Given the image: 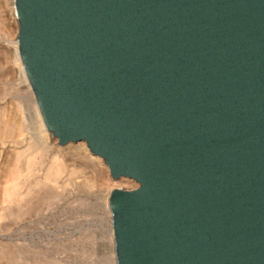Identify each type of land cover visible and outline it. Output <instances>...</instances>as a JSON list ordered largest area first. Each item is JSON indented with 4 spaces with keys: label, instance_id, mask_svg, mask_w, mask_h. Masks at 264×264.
Masks as SVG:
<instances>
[{
    "label": "water",
    "instance_id": "water-1",
    "mask_svg": "<svg viewBox=\"0 0 264 264\" xmlns=\"http://www.w3.org/2000/svg\"><path fill=\"white\" fill-rule=\"evenodd\" d=\"M45 129L112 178L115 264H264V0H12Z\"/></svg>",
    "mask_w": 264,
    "mask_h": 264
},
{
    "label": "rangeland",
    "instance_id": "rangeland-1",
    "mask_svg": "<svg viewBox=\"0 0 264 264\" xmlns=\"http://www.w3.org/2000/svg\"><path fill=\"white\" fill-rule=\"evenodd\" d=\"M16 33L12 0H0V264H115L109 192L138 183L112 178L85 142L60 145L44 128L19 68ZM48 145L63 152L68 167L80 164L81 177L66 171L47 175L55 155L46 150ZM94 170L101 171L102 181H92Z\"/></svg>",
    "mask_w": 264,
    "mask_h": 264
},
{
    "label": "bare ground",
    "instance_id": "bare-ground-1",
    "mask_svg": "<svg viewBox=\"0 0 264 264\" xmlns=\"http://www.w3.org/2000/svg\"><path fill=\"white\" fill-rule=\"evenodd\" d=\"M3 8V7H2ZM2 12H3V10H2ZM5 13V12H4ZM4 18H5V16H4ZM4 20H6V19H4ZM3 21V20H2ZM5 26V25H4ZM7 26V25H6ZM2 27V26H1ZM12 42V41H11ZM2 47H3V45H2ZM5 47V46H4ZM8 48V47H7ZM11 48V47H10ZM14 49V48H13ZM5 50V49H4ZM3 50V51H4ZM8 51V50H7ZM5 54H7V53H5ZM9 55V54H8ZM1 59V58H0ZM15 64V63H14ZM19 66V65H18ZM10 68V67H9ZM12 68V67H11ZM14 68H16V67H14ZM19 68H21V67H19ZM17 70H15V72H16ZM21 71H22V73H23V70H22V68H21ZM16 74V73H15ZM24 74V73H23ZM5 75V74H4ZM11 75V74H10ZM22 76V75H21ZM25 80V79H24ZM25 82V81H24ZM16 101V100H15ZM18 102V101H17ZM13 105V104H12ZM9 106V105H8ZM16 106V105H15ZM17 107V106H16ZM1 108V107H0ZM13 108H14V106H13ZM6 111V110H5ZM1 112V111H0ZM12 112H14V111H12ZM35 113H37V112H35ZM14 114V113H13ZM4 117V116H3ZM12 117V116H11ZM10 117V118H11ZM8 118H9V116H8ZM14 118V117H13ZM18 119V118H17ZM4 120V119H3ZM32 120V119H31ZM16 122V121H15ZM34 122V121H33ZM12 123V122H11ZM31 123H32V121H31ZM19 124V123H18ZM8 125V124H7ZM9 126H11V125H9ZM12 128V127H11ZM45 128V127H44ZM19 129V128H18ZM41 129V128H40ZM5 130H7V129H5ZM38 130V129H37ZM43 130V129H42ZM42 132V131H41ZM27 133V132H26ZM38 133V132H37ZM43 134V133H42ZM37 135V134H36ZM13 136H14V134H13ZM38 138V137H37ZM17 141V140H16ZM38 141V140H37ZM52 142V141H51ZM55 143V142H54ZM12 144V143H11ZM14 144V143H13ZM32 144V143H31ZM39 144V143H38ZM18 146V145H17ZM6 147V146H5ZM7 147H9V146H7ZM11 147V146H10ZM33 147V146H32ZM19 148V147H18ZM18 148H16V149H18ZM21 149H22V146L20 147ZM59 148V147H58ZM63 148V147H62ZM66 148V147H65ZM73 148V147H72ZM21 149H19V150H21ZM24 149V148H23ZM32 149V148H31ZM49 150L50 152V154H55L54 155V157H53V161H52V163H51V165H50V167L48 168V170H47V175H49V176H54V175H57V174H59V173H61V172H63V171H66L69 175H76V177H81V174H80V172H81V165L80 164H77V165H75L74 167H68V163H67V157L63 154V152H60L58 149L57 150H53V149H55V148H53L51 145L49 146L48 145V147L46 148V150ZM9 150V149H8ZM41 150H42V148H41ZM70 150H72V149H70ZM27 151V150H26ZM57 151V152H56ZM12 152V151H11ZM47 152V151H46ZM69 152V151H68ZM2 153V152H1ZM31 153V152H30ZM45 153V152H44ZM48 153V152H47ZM57 153V154H56ZM62 153V154H61ZM9 155V154H8ZM10 155H12V154H10ZM9 155V156H10ZM15 155V154H14ZM24 155V154H23ZM26 155V154H25ZM46 155V154H45ZM8 156V157H9ZM41 156V155H40ZM22 157V156H21ZM4 158V157H3ZM41 159V158H40ZM50 159V158H49ZM6 161V160H5ZM8 161V160H7ZM14 162V161H13ZM18 162V161H17ZM40 162V161H39ZM48 162H50V161H48ZM75 162V161H74ZM45 163V162H44ZM13 165H15V164H13ZM10 166V165H9ZM97 166H98V164H97ZM95 167V166H94ZM85 168V167H84ZM13 169V168H12ZM47 169V168H46ZM94 169V168H93ZM16 171H18V170H16ZM12 172V171H11ZM34 172V171H33ZM32 173V172H31ZM30 173V174H31ZM42 173V172H41ZM16 174H17V172H16ZM38 174V173H37ZM13 175V174H12ZM32 175V174H31ZM93 176H92V181L93 182H96V183H98V182H100V181H102V178L103 177H101V171L100 170H94V173L92 174ZM70 178V177H69ZM33 179V178H32ZM35 179V178H34ZM75 179V178H74ZM81 179V178H80ZM14 180V179H13ZM64 180V179H63ZM70 180L72 181V178H70ZM37 181H35V183H36ZM78 182V181H77ZM17 183V182H16ZM31 184V183H30ZM93 184V183H92ZM34 185V184H33ZM42 186V185H41ZM40 186V189L42 188ZM17 187V186H16ZM92 187V186H91ZM10 188V187H9ZM15 188V187H14ZM14 190V189H13ZM11 192V191H10ZM13 192V191H12ZM11 192V193H12ZM26 192V191H25ZM16 194V193H15ZM29 194V193H28ZM37 194V193H36ZM13 195V194H12ZM14 196V195H13ZM30 198V197H29ZM25 199V198H24ZM23 199V200H24ZM108 201V200H107ZM106 205L108 206V202L106 203Z\"/></svg>",
    "mask_w": 264,
    "mask_h": 264
}]
</instances>
